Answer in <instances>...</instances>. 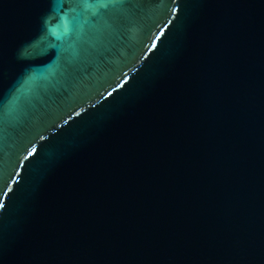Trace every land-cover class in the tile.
<instances>
[{
	"label": "water",
	"instance_id": "obj_1",
	"mask_svg": "<svg viewBox=\"0 0 264 264\" xmlns=\"http://www.w3.org/2000/svg\"><path fill=\"white\" fill-rule=\"evenodd\" d=\"M0 264H264V0H0Z\"/></svg>",
	"mask_w": 264,
	"mask_h": 264
}]
</instances>
